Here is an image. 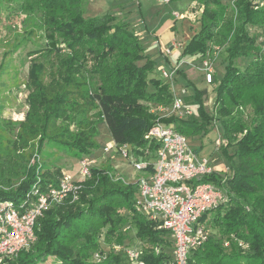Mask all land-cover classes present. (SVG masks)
I'll list each match as a JSON object with an SVG mask.
<instances>
[{
  "label": "trees",
  "instance_id": "16d2710c",
  "mask_svg": "<svg viewBox=\"0 0 264 264\" xmlns=\"http://www.w3.org/2000/svg\"><path fill=\"white\" fill-rule=\"evenodd\" d=\"M82 1L38 0L51 27L47 36L49 49H45L50 53L66 50L70 57L56 56L60 66L54 79L46 85L41 81L43 66L29 68L28 82L33 90L25 99L29 109L19 128L20 141L40 136L38 153L45 144L51 143L80 158L87 155L90 148H97L90 139L92 133L85 129L86 120L79 118L95 109L115 145H129L136 152L140 148H153L146 134L155 118L147 113L145 105L171 104L170 86L161 79L149 78L154 61L145 54L131 31L114 23L109 14L84 19ZM181 1L184 0H168V3ZM187 1H202L203 6L199 31L183 47L182 56H202L209 43L221 40L226 46L228 64L221 79L213 80L215 118L203 107L205 92L196 91L198 119L171 118L164 122L172 124L183 136L207 133L213 119L221 123L220 151L231 171V177L224 183L228 200L204 214L200 221H208L209 213H213L210 222L220 233L233 235L250 250L241 259L238 254H225L208 238L191 252L190 261L194 264H264V9L239 4L242 19L234 24L225 18L227 7L223 0ZM56 40L59 41L57 47ZM236 59L249 62L238 68L234 65ZM90 61L89 73L99 79L93 92L89 91L83 75V67ZM138 61L144 63L137 66ZM247 105L253 106L249 120L243 116ZM11 124L5 123L10 130ZM72 124L79 132L77 137L69 130ZM2 132L0 128V139L5 143L0 141V144H10L9 133ZM230 149H233L232 154ZM151 170L149 164L146 171ZM89 172V178L81 176L74 182L75 186H80L78 202L67 200L45 211L35 223L34 241L12 257L10 264H44V258H51V264H122L118 254L107 253L101 262H90L88 258L97 251L100 240L128 246L123 243V228L130 227L144 244L142 262L172 264L170 234L158 228L159 222L135 211L136 185L125 186L120 180L112 182L102 170L91 168ZM25 175L16 189L0 190V203L19 205L34 188L40 192L57 188L59 182L54 176L60 175V169L51 173L35 162L28 166ZM212 181L213 175L200 182ZM7 260L2 259L0 264Z\"/></svg>",
  "mask_w": 264,
  "mask_h": 264
},
{
  "label": "rangeland",
  "instance_id": "374dc122",
  "mask_svg": "<svg viewBox=\"0 0 264 264\" xmlns=\"http://www.w3.org/2000/svg\"><path fill=\"white\" fill-rule=\"evenodd\" d=\"M222 3L227 7L225 11L226 20H230L234 24L241 22L242 19L241 14H239V4L247 3L254 9H264V0H223ZM202 6V1L188 2L187 0L177 3H166L161 0H83L81 3L84 19L109 14L113 16L114 23L126 27L136 36L145 54L154 61L149 78L161 79L163 83L170 86L171 91L174 89L177 95L182 89H185L184 107L190 108L193 115L184 118V121L198 119L195 101L196 91L205 92L203 107L209 116L215 118L213 113L215 84L213 82L210 85L205 83L201 61L206 56L212 60L215 80L221 79L228 64L226 46L221 40L209 43L207 51L202 56H182L183 47L199 31L198 20ZM211 8L214 9L216 6H211ZM45 14L46 12L38 0L0 1V106L2 107L0 109V128L3 129L2 133H9L11 140L10 144L7 143L8 145L0 144V190L16 189L26 178L28 166L35 162L40 166L42 165L43 170L51 173L60 169V175L54 176L58 182H60L62 175H66L70 177L72 182H76L81 178L78 163L82 159H87L90 162V168L106 172L111 177L112 182L120 180L125 186L128 184L136 185L139 178L148 174L145 171L137 170L135 164H142L146 161L153 163L155 150L150 148L146 154L142 155V152L133 151L132 146L127 145L128 153L127 158H125L118 151L95 109L90 110L86 116L81 115L79 117L86 120L84 121L86 123L85 129L92 133L90 137L92 143L97 144V148H90L87 155L80 156L81 159L63 147L51 143L45 144L41 152L38 153L37 144L40 136L20 141L19 128L24 123L29 109V104L25 102V99L33 90L28 82L29 68L31 65H42L44 70L41 81L46 85L52 81L51 79H54L53 77L57 74V67L60 66V63L55 59L56 56L61 59L70 57L66 50L53 53L46 50L49 49L47 36L51 27L47 23ZM176 14L180 16L179 19L175 18ZM251 32L254 33L255 30L253 29ZM56 42L55 47L59 41L56 40ZM214 51L216 52L214 53ZM91 62L84 65L83 75H85L84 81L89 91L93 92L99 85V79L89 73L92 66ZM180 62L182 65L179 66ZM248 62V59H236L234 65L243 68ZM143 63L144 61H138L136 65L141 66ZM174 66L179 67L174 74L173 82L161 77V70H164L166 74H171ZM147 90H151V87L148 86ZM171 97H173L172 94ZM145 106L147 113L156 119L157 114L153 108L160 105L146 103ZM243 116L249 120L253 116V106L247 105L243 110ZM171 118H165L163 121ZM68 120L65 123H68ZM7 122L12 123L11 130L8 125H5ZM32 122L37 125L35 121ZM63 123L61 122V125ZM69 130L75 137L79 134L74 124L69 127ZM221 137V123L215 122L213 119L207 133L198 136H185V140L187 147L195 153L197 158L210 161L212 166L216 168L212 183L221 194L226 196L224 183L231 177V171L220 149L215 147V142ZM0 141L5 143L2 139ZM104 148H107L108 151L104 152ZM229 153L232 154L233 149H230ZM79 191L80 186H77L74 196L67 195L57 206L67 200H70V203L78 202ZM212 218L213 213H209L208 221H206L208 223L205 225L208 238L218 244L225 254H238L243 259L250 251L247 244L237 240L233 235L223 236L214 223L210 222ZM123 229L124 244H128V247L137 250L144 246L143 242L135 237L133 228ZM113 245L115 244L100 240L97 251L91 253L88 261L95 262L96 254L100 256L102 261L107 253H112L122 257V264H131L123 253L107 251ZM12 259L9 258L5 264H10ZM44 261V264L52 263L51 258H44ZM232 264L238 263L232 262Z\"/></svg>",
  "mask_w": 264,
  "mask_h": 264
},
{
  "label": "built area",
  "instance_id": "2783aa9c",
  "mask_svg": "<svg viewBox=\"0 0 264 264\" xmlns=\"http://www.w3.org/2000/svg\"><path fill=\"white\" fill-rule=\"evenodd\" d=\"M168 3V0L165 1ZM179 15L175 18L179 19ZM216 51H214L215 53ZM182 65L181 62L179 66ZM179 66L171 74L161 70V77L174 81ZM213 63L209 57L201 61V70L207 85L212 84ZM172 92L169 106L153 108L157 114L154 124L146 134L148 143L153 145L154 162L135 164V168L148 175L136 182L134 208L137 214L152 221L159 222L158 228L168 232L172 238V264H194L190 261L191 252L201 247L208 239L206 222L200 219L204 214L227 202L211 182H200L203 178L214 175L216 168L210 161L199 159L186 145L185 136L177 133L172 124L163 119L172 117L178 120L193 115V111L184 107L185 89L177 95ZM223 144L222 137L215 142L216 149ZM117 146V145H116ZM127 145L117 146L127 158ZM104 152L108 149L104 148ZM134 151V149H132ZM144 155L146 149H138ZM136 162V161H135ZM152 170L146 171L148 165ZM80 176H90V162L82 159L78 163ZM77 186L70 177L63 175L57 188L40 192L34 188L19 205L9 202L0 203V261L16 256L34 241V227L38 218L60 203L67 195L74 196ZM123 253L131 264H145L140 260L142 248L138 250L128 246L113 245L107 251ZM95 262H101L95 255Z\"/></svg>",
  "mask_w": 264,
  "mask_h": 264
},
{
  "label": "crops",
  "instance_id": "0c3cea01",
  "mask_svg": "<svg viewBox=\"0 0 264 264\" xmlns=\"http://www.w3.org/2000/svg\"><path fill=\"white\" fill-rule=\"evenodd\" d=\"M161 43V42H160ZM175 67V66H174ZM174 67H172V68H174Z\"/></svg>",
  "mask_w": 264,
  "mask_h": 264
}]
</instances>
